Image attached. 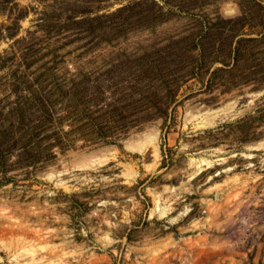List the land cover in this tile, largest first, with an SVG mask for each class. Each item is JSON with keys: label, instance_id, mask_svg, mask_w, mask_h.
<instances>
[{"label": "rangeland", "instance_id": "rangeland-1", "mask_svg": "<svg viewBox=\"0 0 264 264\" xmlns=\"http://www.w3.org/2000/svg\"><path fill=\"white\" fill-rule=\"evenodd\" d=\"M261 142L264 0H0V264H264Z\"/></svg>", "mask_w": 264, "mask_h": 264}, {"label": "bare ground", "instance_id": "bare-ground-1", "mask_svg": "<svg viewBox=\"0 0 264 264\" xmlns=\"http://www.w3.org/2000/svg\"><path fill=\"white\" fill-rule=\"evenodd\" d=\"M227 109V106H223V107H220L219 109L217 110H213V111H210V116L209 118H207L203 124L206 126V125H212L213 124V116H217V114H219L220 112H224L225 110ZM209 112V111H208ZM213 115V116H212ZM213 117V118H212ZM154 137L152 136H149L148 139H146L147 141H150V143L153 145V151L154 153L157 155L158 154V149H157V144L156 142H154ZM256 147L255 148H259V147H264V142H261V143H258L257 145H255ZM141 147V145H140ZM191 163H195L197 167H201V165H205L207 167H209L211 161L207 160V159H204V158H199V159H191L190 160ZM12 234V233H11ZM3 246L6 247L7 249H10V250H14V252H16L18 249L22 248V251L23 253L22 254H30L31 256L34 255V250L32 247H28L26 248L22 243H21V240L19 242V239L14 243L12 242H4L3 243ZM42 249V246L40 247ZM21 255V254H20ZM17 257V256H16ZM33 261V259L31 260V262ZM29 263V262H28Z\"/></svg>", "mask_w": 264, "mask_h": 264}]
</instances>
